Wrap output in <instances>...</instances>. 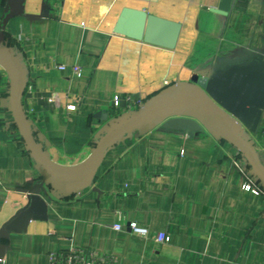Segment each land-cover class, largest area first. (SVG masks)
<instances>
[{
  "label": "crops",
  "instance_id": "1",
  "mask_svg": "<svg viewBox=\"0 0 264 264\" xmlns=\"http://www.w3.org/2000/svg\"><path fill=\"white\" fill-rule=\"evenodd\" d=\"M9 1L0 0V22ZM219 3L24 0L23 12L6 22L3 43L26 64L22 108L50 159L82 161L123 113L177 79L204 75L215 56L242 61L262 51L264 0H235L227 14L217 11ZM124 6L180 23L174 48L114 33ZM73 65L81 67L79 75H72ZM9 97L0 66V101ZM252 139L264 165V111ZM29 194L46 203V217L32 216L19 231L5 229ZM130 222L147 234L130 232ZM71 245L110 253L117 264H264V190L227 141L154 127L119 139L87 185L57 195L0 104V264H48L49 251Z\"/></svg>",
  "mask_w": 264,
  "mask_h": 264
},
{
  "label": "water",
  "instance_id": "2",
  "mask_svg": "<svg viewBox=\"0 0 264 264\" xmlns=\"http://www.w3.org/2000/svg\"><path fill=\"white\" fill-rule=\"evenodd\" d=\"M235 0H220L217 11L227 14ZM24 0H10L0 22V66L10 84L9 99L1 106L9 109L21 139L38 162L43 178L57 195L81 190L93 178L104 152L130 133L139 135L149 129L181 133L188 138L202 133L214 134L234 146L249 165L252 175L264 190V165L260 161L252 136L258 131L264 111V46L242 61L215 56L209 70L192 81L175 80L147 98L136 110L122 114V121L99 136L93 150L73 165L54 162L36 138L34 127L24 112L21 95L27 81V67L21 53L3 43L7 20L23 12ZM181 25L177 21L147 13L141 9L122 7L112 31L130 39L152 45L174 48ZM264 42V36H261ZM106 119L105 111L95 113ZM47 205L36 194L4 224L5 229L19 231L32 216L44 219Z\"/></svg>",
  "mask_w": 264,
  "mask_h": 264
},
{
  "label": "built area",
  "instance_id": "3",
  "mask_svg": "<svg viewBox=\"0 0 264 264\" xmlns=\"http://www.w3.org/2000/svg\"><path fill=\"white\" fill-rule=\"evenodd\" d=\"M60 69H64L65 65H58ZM72 75H79L81 73V67L78 65H73L71 67ZM53 97V95H52ZM51 99V97H50ZM120 98L117 95L112 97V106L116 108L119 105ZM75 108L74 104L67 105L68 110H73ZM244 189L250 190L253 193H259V190L252 187L251 184H245ZM116 230L121 229L118 224L113 225ZM130 232L138 235H146L147 229L136 225L134 222H130L128 225ZM165 239V233L159 232L156 235V240L158 242H163ZM48 264H117L116 258L110 253H99L95 250L78 247L69 246L65 249H58L54 251H49L47 253ZM1 261V258H0Z\"/></svg>",
  "mask_w": 264,
  "mask_h": 264
},
{
  "label": "trees",
  "instance_id": "4",
  "mask_svg": "<svg viewBox=\"0 0 264 264\" xmlns=\"http://www.w3.org/2000/svg\"><path fill=\"white\" fill-rule=\"evenodd\" d=\"M34 134H35V132H34Z\"/></svg>",
  "mask_w": 264,
  "mask_h": 264
}]
</instances>
